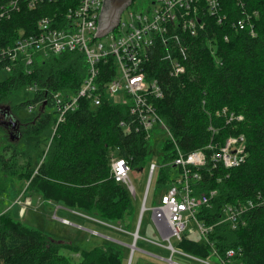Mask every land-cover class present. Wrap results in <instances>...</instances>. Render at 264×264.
I'll return each mask as SVG.
<instances>
[{"label": "trees", "instance_id": "obj_1", "mask_svg": "<svg viewBox=\"0 0 264 264\" xmlns=\"http://www.w3.org/2000/svg\"><path fill=\"white\" fill-rule=\"evenodd\" d=\"M11 1L0 0V13L6 14L0 15V49L13 45L19 37L35 33L42 16L62 11L67 4L66 0H47L30 8L27 1L14 0L17 5L13 8L8 7ZM243 10L258 12L253 21L254 35L249 28L237 30L233 26ZM201 12L205 27L197 35L187 33L185 37L188 55L184 74L170 73V59L162 58L165 51L162 45L150 53V72L164 90L163 98L154 103L173 136L165 140L164 156L158 161L160 168L152 183L157 178L159 190L172 182L178 171L170 163L177 154L176 145L187 154L212 142L244 134L248 156L241 165L225 169L210 163L198 170L201 178L193 182L196 193L211 188L221 190L213 206L199 213L200 218L205 217L212 224L221 214L222 203L264 194V0H221V13L226 16L221 22L205 7ZM26 68L21 63L5 79H0V109L6 105L18 113L44 99L49 107L55 108L53 92L76 93L87 74L83 53L78 50L39 54L31 67ZM34 84L39 89L31 91L32 99H28L24 89ZM216 113L243 114L244 119L228 122ZM22 121L26 124L23 132L26 137L49 130L52 135L36 166L33 160L38 142L26 143L22 151L11 143L6 147L12 149L11 157L0 156V167L5 172L20 177L17 169H21V177L29 179L46 200L127 222L133 212L132 197L111 176L110 153L114 151L128 158L137 170L151 161L148 158L151 137L137 130L140 125L128 105L106 98L95 106L82 98L60 123L55 110L26 116ZM212 125L216 128L214 132L210 129ZM207 152L211 157L213 152ZM20 157L24 159L22 166ZM5 190L7 187L0 186V264L124 263L122 251L114 246L81 250L73 242L53 239L23 224L6 210ZM247 220L248 224L237 230L228 223L217 224L210 240L222 253L231 247H242L245 264H264V205L253 208ZM177 247L199 256H208L211 249L205 241L187 236L178 241ZM63 249L80 252L81 259L71 260Z\"/></svg>", "mask_w": 264, "mask_h": 264}, {"label": "built area", "instance_id": "obj_2", "mask_svg": "<svg viewBox=\"0 0 264 264\" xmlns=\"http://www.w3.org/2000/svg\"><path fill=\"white\" fill-rule=\"evenodd\" d=\"M25 1L30 8H34L36 2L42 3L47 0ZM66 3L62 11L42 16L35 33L19 37L13 45L0 49V71L12 72L21 63L29 68L39 54L48 56L78 50L83 53L87 74L76 93L64 90L53 92L58 123L65 120L69 111L78 107L80 99H89L93 105L98 106L107 98L113 103L128 105L140 125L141 130H137L142 131L147 137H151L153 128L166 126L154 103L156 99L163 98L164 90L159 79L150 72L151 51L162 45L165 48L162 58L170 59V73L176 76L184 74L186 71L184 62L188 55L185 37L187 33L197 35L199 30L205 27V20L201 14L202 7L216 16L220 22L226 17L221 13V0H150L145 10L130 8V4L121 13L118 25L105 36L99 37L96 34L105 0H66ZM16 5V1L13 0L8 7L15 8ZM0 15L6 16L5 12H1ZM257 15V11L250 13L243 10V15L234 21L233 26L237 27V30L249 28L254 35L256 32L253 21ZM29 89L37 91L39 88L34 84L30 85ZM38 106L42 108V112H46L48 106L46 99L32 103L29 109L34 110ZM216 114L224 116L228 122L244 119L243 114ZM210 129L216 131L213 125ZM170 137L173 138L172 135ZM245 139L244 134L230 136L224 142H212L187 154L176 145L177 154L170 163L178 171L172 176V182L158 194V203L151 209L157 229L166 242L159 243L148 239L170 251V256L165 259L169 264H180L174 259L177 253L202 264H212L211 257L218 258L219 264H245L242 247H231L222 253L210 240L209 235L217 224L228 223L234 230L246 226L250 211L256 206L264 205V194L258 193L254 198L234 203H222L217 221L209 224L205 217H199V213L202 209L213 206L221 190L211 188L196 193L193 187V182L201 178L198 170L210 163L213 167L225 169L241 165L248 156ZM208 150L213 152L211 157L208 156ZM159 165V162L154 161L147 165L148 182L135 231L119 228L97 215L83 213V216L91 221L118 228L132 235V243L122 242L131 248L128 264H131L137 241L142 238L139 233L142 216L148 209L146 202L153 175L160 168ZM110 166L111 176L115 181L123 184L130 195L135 197L136 188L130 177L133 171L130 160L114 152ZM72 211L82 216L79 210ZM192 219L195 220L196 226L188 225ZM62 220L66 223L71 222L67 218ZM91 231L99 234L97 230ZM184 236L195 237L208 243L211 248L209 255L199 256L176 247L172 239L181 241Z\"/></svg>", "mask_w": 264, "mask_h": 264}, {"label": "rangeland", "instance_id": "obj_3", "mask_svg": "<svg viewBox=\"0 0 264 264\" xmlns=\"http://www.w3.org/2000/svg\"><path fill=\"white\" fill-rule=\"evenodd\" d=\"M149 3L150 0H134L130 5V8L145 10L149 6ZM9 74L10 72L4 70L0 71V79H5ZM24 94L26 98L32 99L33 94L31 93L29 87H26V89H24ZM1 109H9L10 113L13 116L11 120L15 121L17 119V126L18 131L20 132V137L11 139L9 129L5 126L0 125V156H4L5 158L11 157L12 149L9 147L6 150V147L11 146V143L18 145V150L22 151L25 148L26 143L31 144L32 142H38V146H36L34 151L33 160V164L34 166H36L39 163L41 152L44 149L47 150L50 140L49 138H51L52 131H45L35 137H26L23 133L26 124H24L22 119L26 116L30 117L39 115V113L42 112V108L38 106L34 110H30L27 108L21 109L18 110V113L14 109L7 107L6 105H3ZM54 109L55 108L46 106L45 110L47 112L53 111ZM6 120L8 121L9 118H6ZM14 132H17V130L14 129ZM171 135V131L169 130L167 124L166 126L153 128L151 133V145L149 148L150 153L148 155V158H150L151 161L158 163L159 160L163 159V147L165 144V140L168 136ZM113 153L114 151L110 153V162ZM18 161L22 166V163H24L23 157H20ZM17 171L20 173V177L18 176V174L5 172L0 167V186L4 188L7 187V190H5V194L7 195L8 200V203L5 206L6 210L12 212V214H14V216L19 221H21L25 225L42 231L53 239L73 242L81 250H90L95 246H114L122 251L124 256L123 264L129 263L128 256L131 252V248L128 245L115 242L108 237L120 239L127 243H132L133 237L131 234L119 230L118 228L101 225L83 216V213H94H89L77 208V210L82 212L81 216L73 212L71 208H68V206L64 205L62 202L46 200L43 195L31 185L29 179L21 177V169H17ZM175 175L176 173L174 174V176ZM148 176V166H146L142 170L133 169V171L130 173V177L136 188V195L135 197L132 195L133 212L130 214V216L128 215L127 222L123 223L113 219L104 217L102 218L108 220L113 225L119 228H123L130 232L135 231L141 215V208L146 192ZM160 185L161 183L158 186L160 187ZM165 187L157 190V178L154 179L150 189L149 198L146 202L148 209L142 216L141 226L139 230L142 238H140L136 243L137 248H135V252L133 253L131 264H169L165 260L155 259L150 254L153 252H160L162 253V255H169V250L148 240L150 239L159 243L166 242L157 229L151 210L158 203V194H161ZM64 218H68L71 222H64L62 220ZM188 225L196 226L195 220L192 219L188 223ZM95 229L98 230L99 234L92 233L91 230ZM172 240L174 245L177 247V239L173 238ZM63 252L68 254V256L73 261H78L81 259V256L79 254L80 252H71L70 250L68 251L66 249H63ZM174 259L181 264H202L199 261H196L179 253L174 255ZM211 262L212 264H219V259L216 257H211Z\"/></svg>", "mask_w": 264, "mask_h": 264}, {"label": "water", "instance_id": "obj_4", "mask_svg": "<svg viewBox=\"0 0 264 264\" xmlns=\"http://www.w3.org/2000/svg\"><path fill=\"white\" fill-rule=\"evenodd\" d=\"M134 0H105L100 19H99V29L96 36L103 37L113 30L119 23L121 13L123 10L132 4ZM46 104V103H45ZM8 116L13 118L12 114L8 109ZM15 120V119H14ZM18 121L10 120L9 122L0 123V125L5 126L9 129L11 139H16L20 137L19 132H14V129H18Z\"/></svg>", "mask_w": 264, "mask_h": 264}, {"label": "crops", "instance_id": "obj_5", "mask_svg": "<svg viewBox=\"0 0 264 264\" xmlns=\"http://www.w3.org/2000/svg\"><path fill=\"white\" fill-rule=\"evenodd\" d=\"M132 197V196H131ZM68 219V218H67ZM77 219V218H76ZM78 220H80V219H78ZM96 230V229H95ZM98 231V230H97ZM113 239V241H115V242H119V243H126V244H128L127 242H125V241H123V240H120V239H115V238H112ZM117 240V241H116ZM164 247V246H163ZM167 249V248H166ZM168 250V249H167ZM170 252V251H169ZM151 254V256L152 257H154L155 259H157V260H165L167 257H169L170 256V254L168 255V254H163L162 255V253H160V252H153V253H150ZM166 261V260H165ZM181 264V263H180Z\"/></svg>", "mask_w": 264, "mask_h": 264}, {"label": "flooded vegetation", "instance_id": "obj_6", "mask_svg": "<svg viewBox=\"0 0 264 264\" xmlns=\"http://www.w3.org/2000/svg\"><path fill=\"white\" fill-rule=\"evenodd\" d=\"M7 113H8V109H0V123H7V122H9L10 120H11V117L10 116H8L9 117V120L7 121L6 120V118H7ZM17 132H19L18 131V129H17ZM19 134H20V132H19Z\"/></svg>", "mask_w": 264, "mask_h": 264}]
</instances>
